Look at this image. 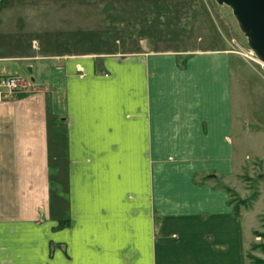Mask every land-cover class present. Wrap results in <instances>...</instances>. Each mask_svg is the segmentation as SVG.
<instances>
[{
	"label": "crops",
	"instance_id": "0c3cea01",
	"mask_svg": "<svg viewBox=\"0 0 264 264\" xmlns=\"http://www.w3.org/2000/svg\"><path fill=\"white\" fill-rule=\"evenodd\" d=\"M40 40L0 65V264H248L230 55Z\"/></svg>",
	"mask_w": 264,
	"mask_h": 264
},
{
	"label": "rangeland",
	"instance_id": "374dc122",
	"mask_svg": "<svg viewBox=\"0 0 264 264\" xmlns=\"http://www.w3.org/2000/svg\"><path fill=\"white\" fill-rule=\"evenodd\" d=\"M56 35L63 51L121 45L124 51L184 53L180 62L199 50L230 55L234 146L239 161L243 158L230 197L234 205L245 200L239 209L256 211L258 224L247 261L264 264V64L232 8L217 0H0V65L36 53L40 39L41 51L49 54ZM20 71L6 70V75L28 76L25 69Z\"/></svg>",
	"mask_w": 264,
	"mask_h": 264
},
{
	"label": "water",
	"instance_id": "95a60500",
	"mask_svg": "<svg viewBox=\"0 0 264 264\" xmlns=\"http://www.w3.org/2000/svg\"><path fill=\"white\" fill-rule=\"evenodd\" d=\"M232 8L240 29L248 38L249 46L259 61L264 63V0H217ZM28 71V72H27ZM27 73L32 68H27Z\"/></svg>",
	"mask_w": 264,
	"mask_h": 264
},
{
	"label": "built area",
	"instance_id": "2783aa9c",
	"mask_svg": "<svg viewBox=\"0 0 264 264\" xmlns=\"http://www.w3.org/2000/svg\"><path fill=\"white\" fill-rule=\"evenodd\" d=\"M29 82L31 80L28 76L19 74L0 76V101L4 96L15 95L21 92Z\"/></svg>",
	"mask_w": 264,
	"mask_h": 264
},
{
	"label": "trees",
	"instance_id": "16d2710c",
	"mask_svg": "<svg viewBox=\"0 0 264 264\" xmlns=\"http://www.w3.org/2000/svg\"><path fill=\"white\" fill-rule=\"evenodd\" d=\"M227 190H228V192H230V194L233 193V189H231V188H227ZM243 200H244V199H242V202L239 200V202H240L239 204H241V203L243 204L244 201H245V200H244V201H243ZM231 202L234 204L235 200L231 199ZM239 204L234 205V207H235V211H236L237 214H239V210H240V209H239Z\"/></svg>",
	"mask_w": 264,
	"mask_h": 264
},
{
	"label": "bare ground",
	"instance_id": "6f19581e",
	"mask_svg": "<svg viewBox=\"0 0 264 264\" xmlns=\"http://www.w3.org/2000/svg\"><path fill=\"white\" fill-rule=\"evenodd\" d=\"M257 60L259 61V59L257 58ZM262 63V62H261ZM262 64H264V63H262Z\"/></svg>",
	"mask_w": 264,
	"mask_h": 264
}]
</instances>
